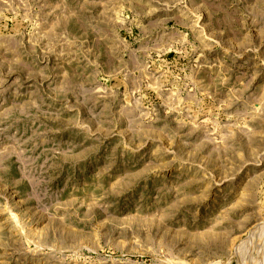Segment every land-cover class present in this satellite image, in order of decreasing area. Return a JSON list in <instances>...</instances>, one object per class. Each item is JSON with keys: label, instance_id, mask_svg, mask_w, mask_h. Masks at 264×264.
Returning <instances> with one entry per match:
<instances>
[{"label": "rangeland", "instance_id": "obj_1", "mask_svg": "<svg viewBox=\"0 0 264 264\" xmlns=\"http://www.w3.org/2000/svg\"><path fill=\"white\" fill-rule=\"evenodd\" d=\"M262 227L264 0H0V264H261Z\"/></svg>", "mask_w": 264, "mask_h": 264}, {"label": "bare ground", "instance_id": "obj_2", "mask_svg": "<svg viewBox=\"0 0 264 264\" xmlns=\"http://www.w3.org/2000/svg\"><path fill=\"white\" fill-rule=\"evenodd\" d=\"M262 228H263V227H262ZM263 229H264V228H263ZM260 233H263V234H264V232H261V231L259 232V234H260ZM263 234H262V235H263ZM255 237H258V235H256ZM261 237H262V236H261ZM252 238H253V237H252ZM256 239H257V238H256ZM247 241H249V240H247ZM259 241H260V240H259ZM249 243H250V242H249ZM262 243H263V242H262ZM250 244H251V243H250ZM262 245H263V244H262ZM248 246L250 247L251 245L248 244ZM254 246H255V249H256V245H254ZM254 246H252V247H254ZM257 246H258V245H257ZM262 247H263V246H262ZM263 248H264V247H263ZM240 249H241V248H240ZM251 249H252V248H251ZM257 249H259V248H257ZM261 249H262V248H261ZM240 251H242V250H240ZM255 251H256V250H255ZM260 252H261V251H260ZM260 252H259V253H260ZM262 253H264V252L262 251ZM243 254H244V253H243ZM239 256H240V255H239ZM261 256H262V261H261V260H259V261L262 262L261 264H264V254L261 255ZM258 257H259V256H258ZM243 258H244V257H243ZM244 259H245V258H244ZM244 259H243V260H244ZM252 262H253V264H255V263H254V260H252ZM243 263H244V262H243ZM250 263H251V262H250ZM258 264H260V263H258Z\"/></svg>", "mask_w": 264, "mask_h": 264}]
</instances>
